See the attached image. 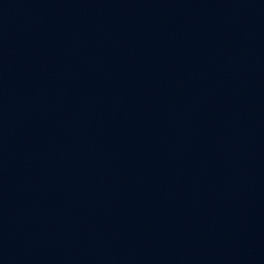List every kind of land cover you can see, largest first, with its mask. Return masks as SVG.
I'll list each match as a JSON object with an SVG mask.
<instances>
[{"label":"water","instance_id":"1","mask_svg":"<svg viewBox=\"0 0 264 264\" xmlns=\"http://www.w3.org/2000/svg\"><path fill=\"white\" fill-rule=\"evenodd\" d=\"M0 264H264V0H0Z\"/></svg>","mask_w":264,"mask_h":264}]
</instances>
